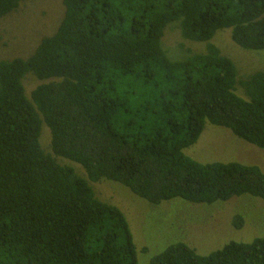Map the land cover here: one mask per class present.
Listing matches in <instances>:
<instances>
[{
    "label": "trees",
    "instance_id": "16d2710c",
    "mask_svg": "<svg viewBox=\"0 0 264 264\" xmlns=\"http://www.w3.org/2000/svg\"><path fill=\"white\" fill-rule=\"evenodd\" d=\"M25 1L0 0V20ZM62 5L56 31L30 56L0 61V264H137L126 218L91 183L119 184L151 206L177 198L264 204L258 166L185 153L206 123L264 151V71L239 76L211 43L229 30L242 50L264 51V0ZM170 26L205 52L169 59L162 38ZM29 76L40 84L27 95ZM44 127L51 153L40 144ZM243 225L233 216V228ZM194 250L177 242L149 264H264V237Z\"/></svg>",
    "mask_w": 264,
    "mask_h": 264
},
{
    "label": "rangeland",
    "instance_id": "374dc122",
    "mask_svg": "<svg viewBox=\"0 0 264 264\" xmlns=\"http://www.w3.org/2000/svg\"><path fill=\"white\" fill-rule=\"evenodd\" d=\"M64 15L62 0H27L19 8L0 20V61L30 56L42 38L52 35ZM221 53L236 66L239 76L264 71V51H245L233 43L229 30L217 33L211 40ZM182 46L180 49L179 46ZM205 43H191L180 38L179 31L170 26L162 38V48L169 59L182 60L188 52L202 54ZM186 50L187 53L185 52ZM40 82L32 76L24 82L26 94ZM40 144L51 153L50 133L42 129ZM186 155L200 163L239 162L258 166L264 171V151L238 139L228 129L205 124L195 145ZM81 177L83 169L68 160L58 159ZM97 198L117 207L128 223L137 264L149 260L169 245L183 241L199 255H208L229 242L250 243L264 237V204L259 199L234 198L213 205L190 204L181 199L151 206L123 186L100 181L91 183ZM240 214L244 225L236 230L233 216Z\"/></svg>",
    "mask_w": 264,
    "mask_h": 264
}]
</instances>
